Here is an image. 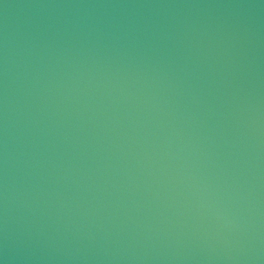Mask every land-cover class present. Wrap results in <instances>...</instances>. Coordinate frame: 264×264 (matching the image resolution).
<instances>
[{
	"label": "water",
	"instance_id": "water-1",
	"mask_svg": "<svg viewBox=\"0 0 264 264\" xmlns=\"http://www.w3.org/2000/svg\"><path fill=\"white\" fill-rule=\"evenodd\" d=\"M0 264H264V0H0Z\"/></svg>",
	"mask_w": 264,
	"mask_h": 264
}]
</instances>
